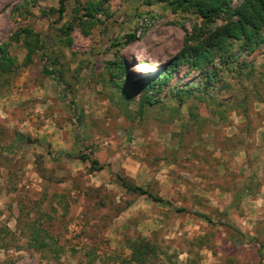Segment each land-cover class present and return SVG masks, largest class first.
Segmentation results:
<instances>
[{
  "label": "rangeland",
  "instance_id": "obj_1",
  "mask_svg": "<svg viewBox=\"0 0 264 264\" xmlns=\"http://www.w3.org/2000/svg\"><path fill=\"white\" fill-rule=\"evenodd\" d=\"M172 1L0 0V264H264V42L173 63Z\"/></svg>",
  "mask_w": 264,
  "mask_h": 264
},
{
  "label": "trees",
  "instance_id": "obj_2",
  "mask_svg": "<svg viewBox=\"0 0 264 264\" xmlns=\"http://www.w3.org/2000/svg\"><path fill=\"white\" fill-rule=\"evenodd\" d=\"M64 1L60 0L59 13L65 9ZM171 4H175L181 11H192L197 17H200L201 24L197 27L200 32L207 31L209 26L214 25L216 20H221L223 23L216 25L213 31L200 33H192L184 37V48L174 59L173 63L187 61L192 65L200 66L201 64H208L213 60V51L222 52L226 56L225 61L229 63L231 57L236 52L251 54L256 47L264 42L262 30L264 29V0H243L237 6L231 4V0H174ZM85 17L94 18V13L99 11V5L96 3L89 4L84 8ZM85 24V23H83ZM21 33H30V30L23 28ZM17 35V34H15ZM133 35H127L126 43L133 41ZM236 46L235 52L232 50ZM10 57L5 51L4 47H0V72H5V65L10 61ZM120 73H124L125 67L119 66ZM49 75L55 76V72H48ZM166 72H159L156 76L165 78ZM152 77L147 84L148 87L154 88ZM171 89L168 93H171ZM157 92V91H155ZM176 101L181 104L182 100L179 98L177 92H174ZM172 95V96H173ZM151 97L142 99L145 103H150ZM82 161L88 159L81 156ZM92 170H101L103 165L97 160L90 161ZM120 185L129 192L138 193L140 195H147L152 201L162 202L159 197L154 196L146 189L130 184L121 176H117ZM156 249L148 242L140 240L138 243H132L130 246V260L134 263L143 264L149 258L155 257Z\"/></svg>",
  "mask_w": 264,
  "mask_h": 264
},
{
  "label": "bare ground",
  "instance_id": "obj_3",
  "mask_svg": "<svg viewBox=\"0 0 264 264\" xmlns=\"http://www.w3.org/2000/svg\"><path fill=\"white\" fill-rule=\"evenodd\" d=\"M149 70H150V69H149ZM149 70H147V69H146V70H145V73H148V72H149Z\"/></svg>",
  "mask_w": 264,
  "mask_h": 264
}]
</instances>
